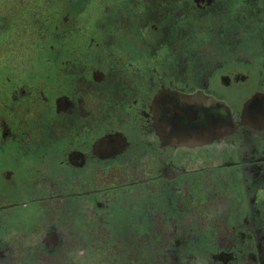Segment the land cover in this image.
I'll return each instance as SVG.
<instances>
[{
	"label": "flooded vegetation",
	"instance_id": "obj_1",
	"mask_svg": "<svg viewBox=\"0 0 264 264\" xmlns=\"http://www.w3.org/2000/svg\"><path fill=\"white\" fill-rule=\"evenodd\" d=\"M0 264H264V0H0Z\"/></svg>",
	"mask_w": 264,
	"mask_h": 264
}]
</instances>
